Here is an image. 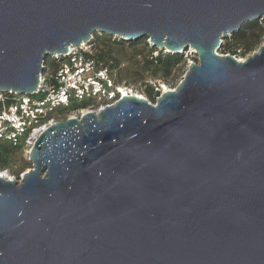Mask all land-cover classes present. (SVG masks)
<instances>
[{
  "label": "water",
  "instance_id": "water-1",
  "mask_svg": "<svg viewBox=\"0 0 264 264\" xmlns=\"http://www.w3.org/2000/svg\"><path fill=\"white\" fill-rule=\"evenodd\" d=\"M264 0H0V93L94 36L198 57L152 104L124 96L49 126L0 177V264H264V44L223 40Z\"/></svg>",
  "mask_w": 264,
  "mask_h": 264
},
{
  "label": "built area",
  "instance_id": "built-area-1",
  "mask_svg": "<svg viewBox=\"0 0 264 264\" xmlns=\"http://www.w3.org/2000/svg\"><path fill=\"white\" fill-rule=\"evenodd\" d=\"M85 47L74 48L64 60L56 59L54 68L45 62L41 85L33 95L0 93V149L21 148L29 154L37 137L49 126L81 119L87 113L98 114L131 95L133 91L117 84L115 73ZM82 103L87 106L79 107ZM24 174L17 180L9 169L0 170V176L5 175L2 178L18 184Z\"/></svg>",
  "mask_w": 264,
  "mask_h": 264
},
{
  "label": "trees",
  "instance_id": "trees-1",
  "mask_svg": "<svg viewBox=\"0 0 264 264\" xmlns=\"http://www.w3.org/2000/svg\"><path fill=\"white\" fill-rule=\"evenodd\" d=\"M254 29V30H260V35L253 36V38L246 42V31ZM233 38L243 41L246 43L244 46H241L239 44L238 47H235V49L232 51L234 55L237 54V51L240 50L241 52H251L258 50L260 46L263 44V38H264V31L262 28V24L260 21H254L249 22L245 24L242 28V30L239 33H236L232 36ZM95 43H103L108 46V51L100 53L98 55H94L93 57L104 67L109 68L112 72L115 73L116 70H120L121 66V59L112 58L111 54L112 51L115 49H119L123 51L126 48L130 49H137L139 46H143L148 51H157L156 49L153 50L151 45L147 42V39H141L138 41L133 42H124L122 40L112 39L111 37H108L106 35H98L96 34L94 36ZM56 59H53L51 57H48L46 59V65L50 68H54L56 66ZM139 69H133L128 68L126 69L125 76L123 74H116V82L119 85L125 84V80L128 78H132L134 81L143 80V74L147 72H152V76L155 80L160 81H169L171 79L176 80L177 78L185 75L184 69L187 67V60L184 56L181 55H170V54H164L163 51H159L158 55L156 57H150L146 58L144 61L140 62L138 64ZM127 86V85H126ZM161 92L160 90L154 91L152 87H148L147 96L155 102L157 98L160 96ZM87 103H82L79 105V107H86ZM62 111H59L61 113ZM21 148H13L8 146H3L0 149V170L3 169H9L10 166V156L12 153H15L17 150ZM26 168H32L31 164H28V167H23L21 170L13 171L14 174L19 175L25 171Z\"/></svg>",
  "mask_w": 264,
  "mask_h": 264
},
{
  "label": "rangeland",
  "instance_id": "rangeland-1",
  "mask_svg": "<svg viewBox=\"0 0 264 264\" xmlns=\"http://www.w3.org/2000/svg\"><path fill=\"white\" fill-rule=\"evenodd\" d=\"M262 24V28L264 31V20L260 21ZM261 31L260 30H254V29H250L246 31V42L251 40L253 38V36L256 35H260ZM101 35V34H100ZM114 39V38H112ZM245 38L243 39V41H239L233 37H227L225 40H223V47L217 51L218 54H220L221 56H225V55H230V56H234L236 59H238L239 61H245L248 56L252 55L253 53H255L257 51V49L255 51H251V52H241L240 50L237 51V54L234 55L233 54V50L235 49V47H238L239 44H241V46H244L246 43L244 42ZM150 39L147 40V42L149 43ZM239 43V44H238ZM263 44H264V38H263ZM262 44V45H263ZM85 48H89L90 52H92L93 55H98L100 53L106 52L108 51V46L103 44V43H95L94 40H92V42L90 43L89 46L85 47ZM156 48H153V50ZM157 51H148L146 50L143 46H139L137 49H130V48H126L123 51L119 50V49H115L112 51L111 54V60H114L112 58H117V59H121V66H120V70H116L115 73L116 74H123L125 76L126 73V69L128 68H133V69H139L138 64H140V62L144 61L146 58H150V57H156L158 55V52L160 50L156 49ZM187 60V67L184 69V71L186 72L188 70V67L191 63H198V57L193 54L190 53V51L188 52L187 55L184 56ZM144 79L143 80H139V81H134L132 78H128L125 80L126 85L136 94L141 95L142 97H144L145 99H147L149 102H151L152 104H156V101L153 102L148 96H147V92H148V87H152L154 89V91H158L160 90V92H164L166 89L168 90H174L179 83L181 82V80L183 79L184 75L177 78L176 80L171 79L169 81H160V80H155L152 76V72H147L143 74ZM10 168H9V172L12 176H15L17 178V180H20L21 178V174L16 175L13 173V171H17V170H21L23 169V167H28V164H31L28 160V154L26 153V151L24 150H17L15 153H12L10 156ZM32 166V164H31ZM31 168H26L25 171L23 173H26L30 170Z\"/></svg>",
  "mask_w": 264,
  "mask_h": 264
},
{
  "label": "bare ground",
  "instance_id": "bare-ground-1",
  "mask_svg": "<svg viewBox=\"0 0 264 264\" xmlns=\"http://www.w3.org/2000/svg\"><path fill=\"white\" fill-rule=\"evenodd\" d=\"M165 91H168V89H166ZM131 95H136L138 98H144V97H142L141 95H138V94H136V93H134V92H131ZM0 177H5V175L0 176Z\"/></svg>",
  "mask_w": 264,
  "mask_h": 264
}]
</instances>
